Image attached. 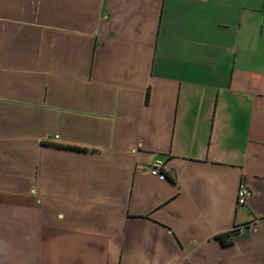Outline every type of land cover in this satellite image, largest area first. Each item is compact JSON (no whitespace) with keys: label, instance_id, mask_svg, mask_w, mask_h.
<instances>
[{"label":"crops","instance_id":"0c3cea01","mask_svg":"<svg viewBox=\"0 0 264 264\" xmlns=\"http://www.w3.org/2000/svg\"><path fill=\"white\" fill-rule=\"evenodd\" d=\"M0 264H264V0H0Z\"/></svg>","mask_w":264,"mask_h":264},{"label":"built area","instance_id":"2783aa9c","mask_svg":"<svg viewBox=\"0 0 264 264\" xmlns=\"http://www.w3.org/2000/svg\"><path fill=\"white\" fill-rule=\"evenodd\" d=\"M164 167L165 166L162 160L156 159L152 163L150 171L152 174L157 175L159 178L163 179L167 177V172L165 171ZM170 172L175 173V171L173 170H171ZM248 194H249V188L246 185V183L243 180H241L237 187V204L238 205L244 204ZM244 228H245L244 225H238L234 229L238 232H242Z\"/></svg>","mask_w":264,"mask_h":264}]
</instances>
